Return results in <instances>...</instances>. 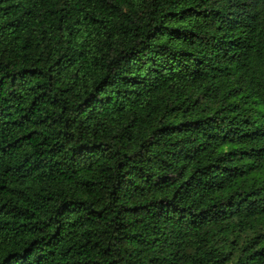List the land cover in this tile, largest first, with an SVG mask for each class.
Instances as JSON below:
<instances>
[{
	"label": "trees",
	"instance_id": "trees-1",
	"mask_svg": "<svg viewBox=\"0 0 264 264\" xmlns=\"http://www.w3.org/2000/svg\"><path fill=\"white\" fill-rule=\"evenodd\" d=\"M0 264H264V0H0Z\"/></svg>",
	"mask_w": 264,
	"mask_h": 264
}]
</instances>
